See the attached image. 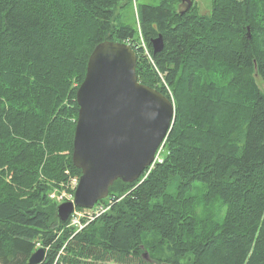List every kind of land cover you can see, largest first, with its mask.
Returning <instances> with one entry per match:
<instances>
[{"label":"trees","instance_id":"obj_1","mask_svg":"<svg viewBox=\"0 0 264 264\" xmlns=\"http://www.w3.org/2000/svg\"><path fill=\"white\" fill-rule=\"evenodd\" d=\"M131 2L0 0V264L39 248L40 264H264V0H210L208 15L134 0V28L118 11ZM104 41L132 47L138 82L172 98L174 121L162 162L116 181L79 229L49 193L80 176L76 91Z\"/></svg>","mask_w":264,"mask_h":264},{"label":"water","instance_id":"obj_2","mask_svg":"<svg viewBox=\"0 0 264 264\" xmlns=\"http://www.w3.org/2000/svg\"><path fill=\"white\" fill-rule=\"evenodd\" d=\"M186 10L191 7L190 0ZM153 56L163 49L161 36L150 42ZM137 56L125 43L104 41L91 52L84 80L76 91L78 106L71 162L80 171L73 202L56 208L66 222L74 208L92 209L108 197L116 182H136L153 163L170 132L174 106L136 76ZM44 250L29 264H40Z\"/></svg>","mask_w":264,"mask_h":264},{"label":"built area","instance_id":"obj_3","mask_svg":"<svg viewBox=\"0 0 264 264\" xmlns=\"http://www.w3.org/2000/svg\"><path fill=\"white\" fill-rule=\"evenodd\" d=\"M138 48H141L143 55L150 62H152L151 55H150L148 49L146 48L142 39H140V44H139ZM171 101H172V98H171ZM162 151H163V144L158 149L153 163L149 166V168L145 171L143 177L140 179L141 182L147 177L148 173L154 167L155 164H159L162 162V159H161ZM77 185H78V180L76 177L69 178V182L66 185H64V184L62 185L63 190L62 191H56V190L53 191L49 195V198L58 204L65 202V201H71L73 198V191L76 189ZM64 188H66V189H64ZM67 190H70V191H67ZM111 203L112 202L110 201L109 204H111ZM108 209H109V205L108 206L99 205V206L95 207L93 210H85V211H83V212H85V215L80 217L78 219V221H76V222L73 221V218L75 216H81L80 214L83 212H74L73 216H72V220H71V225L79 226V229H82L83 226L81 225V220L84 221L85 224L92 222L95 218H97L100 215H102L103 213H105Z\"/></svg>","mask_w":264,"mask_h":264},{"label":"rangeland","instance_id":"obj_4","mask_svg":"<svg viewBox=\"0 0 264 264\" xmlns=\"http://www.w3.org/2000/svg\"><path fill=\"white\" fill-rule=\"evenodd\" d=\"M158 1L159 0H139L138 3H141V4H153L154 5V4H157ZM190 2H191L192 5L193 4L196 5V7L198 8L199 14L208 15L210 13V10H211V2H210V0H190ZM186 7H187V3L185 2V0H181V4L179 5L178 10L183 12L184 10H186ZM118 11H119L120 21L123 24L131 26L133 28L136 26L137 17H136V8H135L134 0H132L131 4L130 3L124 4L123 7H121ZM257 84H258L259 87L261 86V83H260L259 80H257ZM164 87H165L166 90L168 89L167 86L165 85V83H164ZM68 172H69L68 170L65 171V173L67 175H68ZM74 177H76L77 180L79 178L77 176H74ZM69 178H72V177H69V175H68V182H69ZM67 183H65L64 185H66ZM62 189H63V187H62ZM64 189H66V188H64ZM52 191H54V190H52ZM56 191H60V190L56 189ZM67 191H70V190H67ZM58 205L59 204H57V206ZM80 215L81 216H75L73 218V221L74 222L78 221V219L80 217L85 215V212L81 213ZM145 260L146 261H144L143 263H140L138 260H133V261L129 262L128 264H144V263H146V264H156V263H154L153 261H151L147 257H146ZM104 264H116V263L108 262V263H104Z\"/></svg>","mask_w":264,"mask_h":264},{"label":"bare ground","instance_id":"obj_5","mask_svg":"<svg viewBox=\"0 0 264 264\" xmlns=\"http://www.w3.org/2000/svg\"><path fill=\"white\" fill-rule=\"evenodd\" d=\"M140 39H142V37H140ZM143 40V39H142ZM145 44V43H144ZM129 45V44H128ZM130 46V45H129ZM146 46V45H145ZM147 48V47H146ZM78 182H79V178H78ZM77 188V187H76ZM63 190V189H62ZM62 190H60V191H62ZM76 190V189H75ZM75 190L73 191V198H74V192H75ZM55 191V190H54ZM53 192V191H52ZM51 192V193H52ZM50 193V194H51ZM49 194V195H50ZM73 198H72V200L71 201H65V202H62V203H59V205L60 204H63V203H66V202H73ZM50 199V198H49ZM51 200V199H50ZM55 202V201H54ZM58 204V203H57ZM58 205V206H59ZM102 205V204H101ZM98 205H95L92 209H90V210H93L95 207H97ZM76 210V208H74L73 209V211H72V213L70 214V216L68 217V218H70V221H69V223H70V225H71V220H72V216H73V213L74 212H83V211H85V210H89V209H82L81 211H75ZM84 222V221H83ZM83 224H85V223H81V225L84 227V225ZM79 227V226H78ZM39 249H42V248H39Z\"/></svg>","mask_w":264,"mask_h":264}]
</instances>
